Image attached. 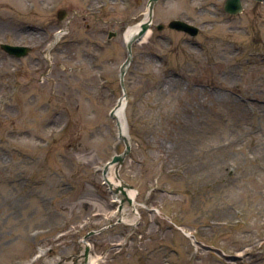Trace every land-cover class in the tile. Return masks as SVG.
I'll list each match as a JSON object with an SVG mask.
<instances>
[{"label":"rangeland","instance_id":"374dc122","mask_svg":"<svg viewBox=\"0 0 264 264\" xmlns=\"http://www.w3.org/2000/svg\"><path fill=\"white\" fill-rule=\"evenodd\" d=\"M148 1L0 0V264L74 263L90 232L98 264H264V1L159 0L124 80L137 218L103 181Z\"/></svg>","mask_w":264,"mask_h":264},{"label":"water","instance_id":"95a60500","mask_svg":"<svg viewBox=\"0 0 264 264\" xmlns=\"http://www.w3.org/2000/svg\"><path fill=\"white\" fill-rule=\"evenodd\" d=\"M159 0H149L148 2V11H149V17L148 19L141 24L140 31L132 41L127 43V51H128V58L125 61V63L121 67V83L122 87L124 89V94L126 97L125 93V75L127 73V69L129 65L132 62V46L134 42H139L141 41L142 37L145 35V33L150 29L152 23H153V17H154V7L156 3ZM257 1H263V0H257ZM243 10V5L241 0H226L225 2V11L231 14H237ZM65 16L64 11L59 12V19L62 20ZM169 27L172 29H175L177 31H182L190 34L191 36H196L199 34V28L186 22L183 20H172L169 23ZM164 28V25H158L157 29L162 30ZM2 49H4L6 52H8L10 55L16 56L17 58H21L23 56H26L29 54L31 51L30 47L27 46H19V45H9V44H2L1 45ZM114 115V110L111 113V116ZM121 139L124 140L125 142V150L121 154H117L113 157L112 161L109 164H115L116 169H115V174L116 178L119 180L120 185L116 188H112L113 192L115 195H122V202L120 208L123 206V204L128 203L129 205L133 206V200L128 196V191L129 190H134V187L127 182H125L121 176H120V168L123 165L125 158L127 155L130 154L131 152V142L127 137L120 136ZM106 173V169H105ZM136 211V209H135ZM95 232H90L89 234L86 235L85 240L88 239L91 235H93ZM89 256H90V245L86 243L84 247V253L82 256V261L79 264H88L89 262ZM79 261H76L74 264H78Z\"/></svg>","mask_w":264,"mask_h":264},{"label":"bare ground","instance_id":"6f19581e","mask_svg":"<svg viewBox=\"0 0 264 264\" xmlns=\"http://www.w3.org/2000/svg\"><path fill=\"white\" fill-rule=\"evenodd\" d=\"M148 17H149V11L147 10L145 12V17H144L142 22H139L138 24L130 26L126 29V31L124 32V40H125L126 44L129 43L130 41H132L135 37H137V35L140 31V28H141V24L143 22H145L148 19ZM150 34H151V30L146 32L145 35L142 37L141 42L147 40V38L150 36ZM52 46L53 45H51L50 48ZM126 106H127L126 97L122 96L114 108V120L116 123L118 136L127 137L129 139L128 127H127V121H126ZM115 169H116L115 164H109L107 166V172L103 176L104 180H106V182H107V185L108 186L110 185L112 188H116L120 185L119 181L116 178ZM137 195H138V192L136 190H129L128 191V196L133 200L134 205H135V199H136ZM120 198L121 197L118 196L117 201H120ZM120 212L122 214L121 219L124 222L133 221L135 218L138 217L137 213L134 211L133 206L129 205L128 203L124 204L123 208L120 209ZM81 261H82V258L79 260L78 264ZM58 264H65V263L60 262ZM66 264H71V263H66ZM88 264H98V258H96L94 256H90Z\"/></svg>","mask_w":264,"mask_h":264}]
</instances>
